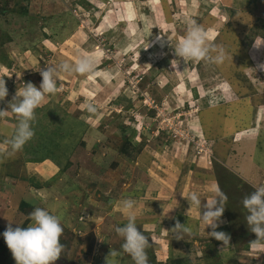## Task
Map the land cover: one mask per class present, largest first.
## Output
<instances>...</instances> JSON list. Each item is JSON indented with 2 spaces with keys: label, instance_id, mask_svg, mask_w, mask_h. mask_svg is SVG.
I'll list each match as a JSON object with an SVG mask.
<instances>
[{
  "label": "rangeland",
  "instance_id": "obj_1",
  "mask_svg": "<svg viewBox=\"0 0 264 264\" xmlns=\"http://www.w3.org/2000/svg\"><path fill=\"white\" fill-rule=\"evenodd\" d=\"M36 3L0 0V149L17 126V89L39 87L50 64L99 58L93 73H59L60 91L35 110L34 137L0 155V234L30 226L41 208L61 217L63 264H133L115 232L127 223L121 201L133 199L149 264H264L242 204L264 185V0ZM192 18L225 48L222 64L175 55ZM218 164L237 187L218 185ZM214 185L227 196L215 229L229 235L227 247L186 198L198 192L203 205ZM177 222L192 234L177 239ZM113 249L122 253L109 257ZM0 264H16L3 235Z\"/></svg>",
  "mask_w": 264,
  "mask_h": 264
},
{
  "label": "clouds",
  "instance_id": "obj_2",
  "mask_svg": "<svg viewBox=\"0 0 264 264\" xmlns=\"http://www.w3.org/2000/svg\"><path fill=\"white\" fill-rule=\"evenodd\" d=\"M157 39L159 40L161 37L158 36ZM259 45L255 44L257 47ZM174 51L175 55L181 58L183 62L207 60L219 65L229 58L225 48L217 45L214 42L213 34L201 27L195 18L189 20L186 35L178 41ZM98 58L99 53L95 55L83 54L75 59L74 63L50 64L45 70L40 71L42 82L39 87L28 82L22 88L17 89L16 95L9 105L11 111L18 118L17 126L12 137L6 141L7 147L0 149V155H12L21 151L25 144L34 137L35 110L42 106L46 94L55 95L60 91L57 87L59 73H76L79 75L93 73ZM179 63L180 61L177 60L173 67L177 68ZM260 68L264 70V64H261ZM7 95L8 89L5 81L0 78V100H3ZM84 110L94 114L97 107L88 102L84 105ZM6 114V110H0V119L4 118ZM252 187L255 190L243 199L242 204L248 213L246 222L251 232L255 233L256 236L252 243L258 255L260 252H264V246L256 247L257 245H264V185L253 184ZM211 191L214 195L210 199H204L206 202L203 205L202 197L198 192H192L186 198L192 206L199 210L204 231L206 227L212 229L207 232L208 237L222 241L223 247H227L229 246V235L223 231L215 230L224 210V204L227 202V196L215 185ZM120 207L127 216V223L122 227H116L115 232L123 239V252L132 258L133 264H149L146 249L150 242L149 238L137 229L136 201L124 199L121 201ZM202 207L206 209L203 213H201ZM172 208H169L168 211ZM29 218L31 220L30 226L13 228L9 224L0 235H3L16 264H53L64 250V245L61 243V236L64 232L61 217L51 214L45 209L36 208L30 213ZM172 231L176 233L177 239L183 238V235L179 234H192L191 228L179 222L175 224ZM119 255L120 253L113 249L110 250L108 256L116 258ZM106 264H114V260H107Z\"/></svg>",
  "mask_w": 264,
  "mask_h": 264
},
{
  "label": "trees",
  "instance_id": "obj_3",
  "mask_svg": "<svg viewBox=\"0 0 264 264\" xmlns=\"http://www.w3.org/2000/svg\"><path fill=\"white\" fill-rule=\"evenodd\" d=\"M85 1V0H84ZM28 2H30V4L29 5H32V6H34V5H37V3H36V0H28ZM35 7V6H34ZM21 9V11H23V12H26V7L24 6L23 8L21 7L20 8ZM261 27H263L264 28V24H262L261 25ZM1 43V45H2V42H0ZM220 164H218V165H216L219 169H220V171L218 172V176H217V183H218V185H220V187L221 188H223V185L225 184V183H228L227 185L228 186H231V185H233V186H235L236 185V187L239 185V182L241 181V179L240 178H238V176L236 175V174H234V173H232V172H230L227 168H225L224 166H219ZM25 204V203H24ZM242 210V209H241ZM120 254L122 253V252H120V251H118Z\"/></svg>",
  "mask_w": 264,
  "mask_h": 264
},
{
  "label": "water",
  "instance_id": "obj_4",
  "mask_svg": "<svg viewBox=\"0 0 264 264\" xmlns=\"http://www.w3.org/2000/svg\"><path fill=\"white\" fill-rule=\"evenodd\" d=\"M53 264H63V262L61 260L57 259L55 262H53Z\"/></svg>",
  "mask_w": 264,
  "mask_h": 264
}]
</instances>
